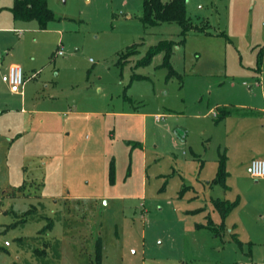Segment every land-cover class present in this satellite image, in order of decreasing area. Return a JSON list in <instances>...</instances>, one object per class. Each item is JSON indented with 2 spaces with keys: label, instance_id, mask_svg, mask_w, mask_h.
I'll return each instance as SVG.
<instances>
[{
  "label": "rangeland",
  "instance_id": "obj_1",
  "mask_svg": "<svg viewBox=\"0 0 264 264\" xmlns=\"http://www.w3.org/2000/svg\"><path fill=\"white\" fill-rule=\"evenodd\" d=\"M13 2L0 63L27 80L14 93L0 72V264H264V177L247 172L264 158V0H187L200 30L173 74L163 52L136 66L183 38L146 26L143 0H47L45 29Z\"/></svg>",
  "mask_w": 264,
  "mask_h": 264
},
{
  "label": "trees",
  "instance_id": "obj_2",
  "mask_svg": "<svg viewBox=\"0 0 264 264\" xmlns=\"http://www.w3.org/2000/svg\"><path fill=\"white\" fill-rule=\"evenodd\" d=\"M11 12L15 19L38 20L41 29H45L47 23L54 19V14L48 6L47 0H14ZM141 19L146 26H155L163 22H177L182 27L181 35L183 38L180 41H175L173 39L160 40L157 44L151 46L147 54L136 64V66L148 65L155 54L163 52V65L170 69L171 74L176 73L170 61L174 47L184 42L190 30H200L197 25L193 24L190 17L187 16V0H143V13ZM131 54L132 52L128 51L126 58L131 56ZM224 174V165L221 163L216 181L223 180L225 178ZM216 205L220 207L223 214L230 210V208L225 210L221 201H218ZM97 250L100 256L102 250L100 240L97 242Z\"/></svg>",
  "mask_w": 264,
  "mask_h": 264
},
{
  "label": "built area",
  "instance_id": "obj_3",
  "mask_svg": "<svg viewBox=\"0 0 264 264\" xmlns=\"http://www.w3.org/2000/svg\"><path fill=\"white\" fill-rule=\"evenodd\" d=\"M58 54H62V51H58ZM1 79L10 86V90L14 93H21L26 82L24 71L17 64L9 65ZM247 172L254 178L264 177V159L253 158L247 165ZM5 245H9V242L5 241Z\"/></svg>",
  "mask_w": 264,
  "mask_h": 264
},
{
  "label": "crops",
  "instance_id": "obj_4",
  "mask_svg": "<svg viewBox=\"0 0 264 264\" xmlns=\"http://www.w3.org/2000/svg\"><path fill=\"white\" fill-rule=\"evenodd\" d=\"M0 58H1V54H0ZM7 69H8V66H5V65H3V60L1 61V63H0V72H2V74L3 73H5L6 71H7ZM27 80V79H26ZM25 84H26V82H25ZM11 91V90H10ZM12 92V91H11ZM19 94H21V95H24V91H23V89H22V92L21 93H19ZM259 158H261V157H259ZM264 159V158H263ZM5 244V243H4ZM10 245V244H9ZM9 245H6V246H9Z\"/></svg>",
  "mask_w": 264,
  "mask_h": 264
}]
</instances>
